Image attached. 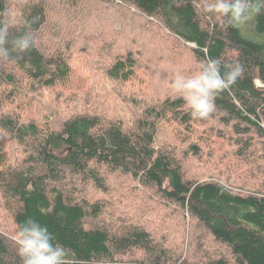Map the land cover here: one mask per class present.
<instances>
[{
    "label": "trees",
    "instance_id": "obj_1",
    "mask_svg": "<svg viewBox=\"0 0 264 264\" xmlns=\"http://www.w3.org/2000/svg\"><path fill=\"white\" fill-rule=\"evenodd\" d=\"M206 2L78 1L82 8L91 6L94 21L105 18L107 34L113 31L117 40L125 37L118 29L121 23L140 21L141 30L125 25L132 47L111 55L106 76L112 81L126 84L138 74L144 52L140 43L148 41L151 31L155 46L167 49L171 43L173 50L184 49L195 72L207 57L244 65L243 77L217 97L210 119H193L177 96L149 104L126 125L107 116L101 106L105 99L72 84L68 98L73 104L59 109L62 90L73 77V57L45 30L52 2L0 0V12H18L11 21L17 34L30 27L38 40L47 38L46 48L37 44L23 60L0 63V137L23 154L13 161L10 150H0V264H20L14 238L30 218L46 225L70 250L69 264H264V14L251 22L249 37L229 28L223 18L205 14ZM93 23L100 48L104 30ZM110 43H104L108 54ZM45 90L58 92L43 103L31 97ZM80 102L89 110L78 111ZM164 122L176 125L179 149L156 146ZM205 156L207 161L238 160L254 187L189 175L187 165ZM111 176L134 182V191L152 196L167 210L160 209L157 229L135 223L134 217L123 224L105 217V202L93 200L86 190L108 194ZM135 209L154 216L139 205ZM171 211L175 219L189 218L188 244L185 238L171 243ZM208 241L222 247L218 257L205 251ZM137 253L143 256L136 258Z\"/></svg>",
    "mask_w": 264,
    "mask_h": 264
},
{
    "label": "rangeland",
    "instance_id": "obj_2",
    "mask_svg": "<svg viewBox=\"0 0 264 264\" xmlns=\"http://www.w3.org/2000/svg\"><path fill=\"white\" fill-rule=\"evenodd\" d=\"M50 1L52 2L53 10L51 12V8H49L48 24H46L45 30L50 29L49 31L53 33V35L50 36L55 37L60 49L67 53L68 56L71 55V57H73L71 60L73 77L70 83L62 90L65 97L57 102L59 109L70 107L73 104V101L68 98L70 91H72L69 85L72 84L91 90L94 98L100 100L105 99V103L101 106L110 119L122 121L126 125H132L135 116L149 104L179 96L170 87L171 79L175 74L182 73L188 75L195 72L193 67L195 64L184 49L179 48L173 50L170 45L171 43H169L167 39L166 42L169 43L167 49L166 47L161 46V48L155 46L157 39H155L154 32L151 31L148 35V41L141 40L140 43L143 46H140V50L144 52L140 54L138 60V64L140 65L138 74L126 84L112 81L106 76V70L113 61L111 55L115 56L122 52L123 49L132 47L130 35L125 25L127 24L128 28L130 23L131 26L136 27L137 30H141L138 29L140 21L125 22L118 26V29L123 31L120 35L125 36L124 40L121 41L114 37L115 33L113 31L107 34V21L105 18L101 19V17H98L94 21L93 16L95 14L92 12L89 4L82 8V5L78 6L77 4L79 0ZM17 19L18 12H15L13 21L15 22ZM92 21L96 23L95 27L97 25L100 31L104 30L102 34L105 40L101 41L102 47L100 48L97 47L98 44H96L97 41H95L94 35H96V32H94V23ZM244 33L246 36L253 37L251 24L244 29ZM73 39L76 41V45ZM110 42L113 45V49H111V54H108V49H105L106 46L104 47V43H108L109 45ZM46 44L47 38L38 40L39 47L46 48ZM135 49L139 48L137 47ZM188 58L191 61L188 60ZM257 85L261 86L259 81H257ZM57 92V90H45L42 96L32 93L31 97L35 100L40 99L39 102L43 103L44 100L49 101L54 99ZM94 102L95 99L93 102L90 101V104L94 105ZM87 104H89V102ZM86 106L87 105L81 103L79 107L82 108L78 111L84 112L89 110ZM213 125H216V123ZM175 130H177L175 124L171 122L162 123L158 132L156 146L160 148L164 145L167 147L169 145H174L173 147L179 149L180 140L175 137ZM10 144L14 145L13 141H11ZM11 145H9V142L4 143V139L0 137V150H10V155H14V161L16 157L20 158L23 154L20 153L17 148L12 151ZM222 149L225 150V147ZM209 161L210 160H206V156L205 159L200 161H192L191 164L189 163L187 165L186 171L189 175H197L200 179L209 177L211 179H219L227 182L235 181L237 187H254V179L248 175H244L246 167L243 168L238 160L230 157H223L217 158L215 161ZM258 178L262 180L260 177ZM134 185V182L130 180H121L113 177L111 180V190L108 194H105L106 196L94 189H88L86 193L87 196H92L93 200L102 199L105 202L107 206L105 217L111 220L112 223L123 224V220L128 219V217H134L135 223L147 227L148 229H157L158 219L163 217L159 214L160 209L164 210L163 206L159 205L158 200L152 196H147L140 191H134L132 189ZM81 195H85L83 190ZM137 205L143 208L142 210L144 212H152L154 216H144L143 213L136 211L135 208ZM164 212H167V210H164ZM170 213L173 218H168L167 221L171 223L170 229L172 233L169 236L171 243L175 244L180 238H185L186 244H188L189 218L186 221L180 218L175 219L176 214L172 211ZM183 234H185V236ZM220 249L222 251L220 245L208 241L205 251L207 253L215 251L214 257H218V251H220ZM136 256V258H138L143 256V254L137 253ZM128 258L129 257H126V259Z\"/></svg>",
    "mask_w": 264,
    "mask_h": 264
},
{
    "label": "clouds",
    "instance_id": "obj_3",
    "mask_svg": "<svg viewBox=\"0 0 264 264\" xmlns=\"http://www.w3.org/2000/svg\"><path fill=\"white\" fill-rule=\"evenodd\" d=\"M202 10L223 18L229 28L242 31L254 18L264 14V0H210ZM14 16L11 9L0 12V63L23 60L38 44L30 27L19 34L12 29ZM244 72V65L238 61L225 63L220 58L207 57L197 72L175 74L170 87L183 98L193 119L206 121L216 111L217 97L230 90ZM14 239L20 264H69L70 250L56 240L46 225L35 219L20 224Z\"/></svg>",
    "mask_w": 264,
    "mask_h": 264
},
{
    "label": "water",
    "instance_id": "obj_4",
    "mask_svg": "<svg viewBox=\"0 0 264 264\" xmlns=\"http://www.w3.org/2000/svg\"><path fill=\"white\" fill-rule=\"evenodd\" d=\"M262 86V85H261Z\"/></svg>",
    "mask_w": 264,
    "mask_h": 264
}]
</instances>
